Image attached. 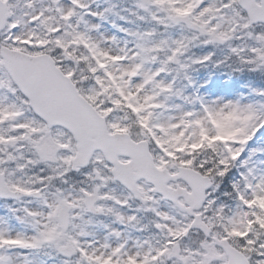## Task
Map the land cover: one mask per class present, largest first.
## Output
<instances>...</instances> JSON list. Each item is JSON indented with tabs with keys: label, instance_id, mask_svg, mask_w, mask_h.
<instances>
[{
	"label": "snow or ice",
	"instance_id": "6c2138e0",
	"mask_svg": "<svg viewBox=\"0 0 264 264\" xmlns=\"http://www.w3.org/2000/svg\"><path fill=\"white\" fill-rule=\"evenodd\" d=\"M0 264H264V0H0Z\"/></svg>",
	"mask_w": 264,
	"mask_h": 264
}]
</instances>
